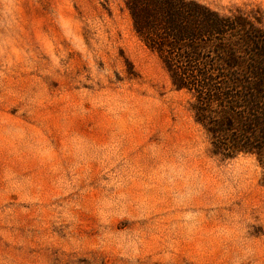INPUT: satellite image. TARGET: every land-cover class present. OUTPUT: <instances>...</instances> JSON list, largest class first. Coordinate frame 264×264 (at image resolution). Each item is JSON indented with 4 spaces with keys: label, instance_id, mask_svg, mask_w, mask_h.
<instances>
[{
    "label": "rangeland",
    "instance_id": "1",
    "mask_svg": "<svg viewBox=\"0 0 264 264\" xmlns=\"http://www.w3.org/2000/svg\"><path fill=\"white\" fill-rule=\"evenodd\" d=\"M190 99L125 0H0V264H264L263 168Z\"/></svg>",
    "mask_w": 264,
    "mask_h": 264
},
{
    "label": "trees",
    "instance_id": "2",
    "mask_svg": "<svg viewBox=\"0 0 264 264\" xmlns=\"http://www.w3.org/2000/svg\"><path fill=\"white\" fill-rule=\"evenodd\" d=\"M133 28L159 56L213 155H254L264 183V25L261 13L219 12L197 0H125Z\"/></svg>",
    "mask_w": 264,
    "mask_h": 264
}]
</instances>
